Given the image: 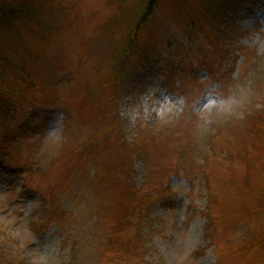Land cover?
Listing matches in <instances>:
<instances>
[{"label":"rangeland","instance_id":"374dc122","mask_svg":"<svg viewBox=\"0 0 264 264\" xmlns=\"http://www.w3.org/2000/svg\"><path fill=\"white\" fill-rule=\"evenodd\" d=\"M188 1V14L202 25L197 37L170 0H159L140 37H131L138 65L145 54H166L170 38L186 62L158 79L141 74L129 133L135 139L123 142L133 154L125 157L93 131L109 115L106 104H92L87 87L107 81L100 67L135 30L146 0H38L55 20L46 12L51 27L34 20L37 31L25 35L26 51L16 57L37 86L21 92L24 103L2 120L0 264H264V0L243 4L226 30L207 17L209 1L207 16L199 1ZM97 49L98 60L90 56ZM44 74L51 83L42 84ZM211 83L222 98L237 85L251 95L201 136L196 107ZM162 105L167 123L156 115ZM97 150L109 152L106 167ZM127 162L141 204L135 226L119 227L114 182Z\"/></svg>","mask_w":264,"mask_h":264},{"label":"trees","instance_id":"16d2710c","mask_svg":"<svg viewBox=\"0 0 264 264\" xmlns=\"http://www.w3.org/2000/svg\"><path fill=\"white\" fill-rule=\"evenodd\" d=\"M158 1L159 0H146L143 10L140 12L139 18L133 26L135 27V30H131L128 33H126L127 31H124L127 35V39L123 43L124 45H122L121 48L114 53V55L112 53L107 55L108 58H106V63L108 59L110 64L108 63L107 68L100 67L101 70L108 76L107 81L104 83L94 81L87 87V95L90 97L92 104L94 106H102L103 104H106V116L109 115L108 119L105 118L104 120H101V122H98V128L93 131L99 133V135L105 139V145L108 143V138L110 142L117 143L115 148L118 151H121L122 155L125 157H129L133 154H130L129 152L130 148L133 147V144L128 145V143L125 144L123 142L127 139L129 133L131 134V132H135V130H132L133 122L131 121V117L134 113V107L138 104V98L145 83V79L143 78L145 76L141 74H145L144 72H147L149 76L158 79L161 77V74L166 67L173 64L176 66V69H180L185 66L184 62H186L182 53L174 49V40L171 38L166 45L167 49L169 48L166 54L163 53L162 56L158 55L159 53L156 55L153 54L154 57H151V54H145L140 58L139 65L137 62H134L133 57L138 55V49L135 50V44H137V42L132 40L131 37L132 35L135 36L134 39L136 37H140L142 30H144V27L146 28V24L152 18L153 13L156 12L157 8H161L162 3H159ZM195 1H199L198 7L203 16H207L206 12H208L207 17L212 20V25L216 24L219 28V24L223 23L224 29L226 30L228 25L232 26L233 22L236 20L235 17L238 16V13L240 14L239 10L243 4L253 5L254 1L257 0H225V2H228L222 7L218 4L219 0H207L209 1V8L205 10L206 12L203 9L206 0ZM169 3L171 4V11H174V15L177 19L186 14L188 25L192 29L190 30L191 32L189 33V36H198L197 33H200L201 30V22L192 17V14H188V5L193 2L188 0H170ZM44 7L45 5L43 3L38 4V0H0L1 122H3L2 120H8L7 116L9 115L7 113L12 114L13 111L17 112L18 107L24 103H18L21 92H24L27 88L29 89V87L31 88L32 85L37 86L36 83H31V80L27 79V75L30 74V72H28L27 66L22 64L23 62L20 60H17L16 57L19 56L20 58V56H22L26 51L23 46L26 41L25 35H28V33L31 34V32L33 34L37 31L34 20L38 19L42 21L43 19L42 22L47 24L46 28L52 26L53 23H49L48 21L50 20H45L42 16L43 13L46 12L51 16L50 19L53 21L55 20V16L54 14L48 12V10L44 9ZM234 14L236 15L234 16ZM208 18L206 20H208ZM42 32L43 34H41V37L46 35L47 30L44 29ZM120 36L122 37L124 34H120ZM183 44L184 43H179V46L181 49L186 48L185 50H187L188 46ZM100 50L101 49H97L96 54L92 51L90 56H93L94 58L96 57L98 60V53ZM105 52L108 53L109 51L104 50V53ZM154 52L156 51L153 50V53ZM11 53L15 55V57H11ZM166 59L168 64L165 61ZM100 65H102V63H100ZM50 76L53 75L44 74V81L42 84H48L50 82L48 77L50 78ZM16 87L21 88V90L17 91ZM107 96H109V98H107ZM125 99H129V102L123 104L122 102H124L123 100ZM127 107L129 110H127ZM135 112L137 111L135 110ZM141 114L143 113L141 112ZM5 126L6 122L0 124V146L7 136L6 131L3 130V127ZM92 141H100V137H97L94 134V136H92ZM84 151H87L85 152L86 155H91L93 149H90V151L84 149ZM143 152L144 150L142 149L140 153ZM102 153L103 152L101 150H97L94 156L100 160V165L106 167L105 163L108 162L107 155L109 152L106 151V153ZM120 171L121 173L119 176L117 175L118 181L114 182L120 196H117L118 199L116 202L118 203V207L115 208L116 211L114 212L113 217L117 221V225L119 227H122L124 223L127 227L135 226L133 225L136 224L135 217L133 215L134 211H136L141 204L139 193L142 188H139L133 181L134 171L129 162H127L126 169L123 168ZM122 195L127 197L126 201L128 203L126 205L125 203L122 204L124 202L121 198ZM120 199H122V202H120ZM141 223H143L142 218ZM111 240L112 239H109L107 243H110Z\"/></svg>","mask_w":264,"mask_h":264},{"label":"clouds","instance_id":"9594fccd","mask_svg":"<svg viewBox=\"0 0 264 264\" xmlns=\"http://www.w3.org/2000/svg\"><path fill=\"white\" fill-rule=\"evenodd\" d=\"M216 87L217 85L215 83L207 85L196 107L197 114L202 121V123L198 125L201 136L204 135L209 126L217 120H226L235 115L238 109L244 107L251 95L250 89L242 85H237L230 96L222 98L216 94ZM155 111L160 121L165 123L168 122L167 115L169 110L165 109L162 105L159 109H155ZM127 138L130 143L135 139L131 135L127 136Z\"/></svg>","mask_w":264,"mask_h":264}]
</instances>
